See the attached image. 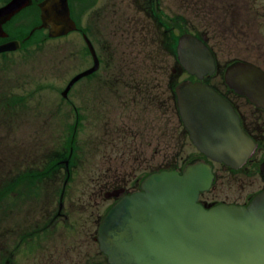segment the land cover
Returning <instances> with one entry per match:
<instances>
[{
    "label": "rangeland",
    "instance_id": "1",
    "mask_svg": "<svg viewBox=\"0 0 264 264\" xmlns=\"http://www.w3.org/2000/svg\"><path fill=\"white\" fill-rule=\"evenodd\" d=\"M92 11V6L84 10L81 24L93 41L97 54L103 59L96 73L72 85L66 99L61 95L66 81L92 65L91 57L84 62L79 60L80 50L84 46L80 34L50 39L46 30H40L27 39L33 26L28 22L36 20L29 17L28 22L24 21L21 27L10 32L11 38L23 42L22 47L0 55V92L3 93H0V98L10 102L13 96L24 97L13 105V109L0 111V174L2 170L15 171V175H21L22 179L27 178L29 170L35 169L38 175V184L21 185L5 204L1 193L15 181L10 178L0 185V245L13 243L14 236L19 232L45 227L43 223L48 222L50 216L54 219L51 239L45 248L42 241L41 254L32 257L26 251L15 264H87L93 256L97 260L93 220L110 201L104 202L101 197L95 202L94 195L99 183L108 176L106 169L110 166L109 159L118 156L112 147H124L126 150L136 148V152H142L136 161L133 160L134 155L121 158L118 166L126 171L146 164L142 156L147 162L150 161L149 164L163 157L160 151L154 158L151 157L155 147L165 153H176L182 150L181 141L184 140L183 156L194 152L186 138H156L159 133L178 132L179 129L175 118H170L169 126L165 116H161L163 107H158V112L155 107H149V103H144L153 93L162 99L169 91L167 78L166 86L156 85L159 74L157 62L160 59L155 62V59L144 58L149 49L148 43L135 32L142 24L101 25L103 31H99L94 24L88 23ZM158 64L162 65L161 62ZM131 72L133 75L129 74ZM115 76L126 79L128 83L124 88L129 94L125 103L109 100L115 91L112 88ZM136 82H143L147 88L139 89ZM103 84L107 87H101ZM85 85L87 88L84 89ZM131 96H134L133 99H130ZM97 99H100V104H94ZM163 123L166 124L165 129ZM74 125L76 133H80L75 145H81L83 141L85 151L79 149L73 154L71 181L66 186L63 198L66 216L55 217L66 171L62 164L51 169L49 160L61 153V148L55 143L64 140ZM67 126L70 129H66ZM115 133H120L124 138L123 146H119L121 141L116 139L118 134ZM129 133H135V137ZM112 142L116 145H112ZM45 172L49 173L46 175ZM235 183L224 174L217 197L232 200L243 192L245 195L257 190L260 185L258 179L244 184L243 188ZM71 202L73 204L69 206Z\"/></svg>",
    "mask_w": 264,
    "mask_h": 264
},
{
    "label": "water",
    "instance_id": "2",
    "mask_svg": "<svg viewBox=\"0 0 264 264\" xmlns=\"http://www.w3.org/2000/svg\"><path fill=\"white\" fill-rule=\"evenodd\" d=\"M29 3L11 0L0 8V36H4L2 24ZM40 9L41 27L49 28V37L75 29L66 0H45ZM180 44L190 73L200 77L212 72V58L198 41L184 36ZM17 48L19 43L13 41L0 45V52ZM95 68L77 75L71 83ZM240 71L264 92V76L253 70ZM179 96L181 115L198 149L215 161L240 166L253 145L241 133L227 103L200 83H182ZM210 180V166L198 162L181 176L176 172L153 174L142 183L143 192L118 200L97 229L99 248L107 262L264 264V191L248 206L221 204L205 209L197 204L198 192Z\"/></svg>",
    "mask_w": 264,
    "mask_h": 264
},
{
    "label": "flooded vegetation",
    "instance_id": "3",
    "mask_svg": "<svg viewBox=\"0 0 264 264\" xmlns=\"http://www.w3.org/2000/svg\"><path fill=\"white\" fill-rule=\"evenodd\" d=\"M71 6L76 10V18L79 23L82 21L81 16L86 8L92 6L93 11L88 21L89 24H94L96 30L103 31L101 25H113V24H126L138 26L142 24L141 36L145 42L150 43L155 49H162L164 54L168 58L167 66L157 67L158 70H162L160 75L156 78V85L161 84L166 86V78L168 79V91L166 97L157 98V95L153 93L150 97V105L152 107H163L161 110V116H165L166 122L171 126L170 118H175L177 103L170 92L174 86V73L181 71L177 53H176V41L181 34L182 27L185 31L189 30L197 36H206V45L211 50L216 58L217 67L221 68L228 63L243 61L249 62L259 67L264 72V0H69ZM119 5V6H118ZM121 8L122 10H119ZM131 26L126 28L129 29ZM105 31V30H104ZM222 42H231V44L223 45ZM144 56V55H143ZM100 61H102L100 55H98ZM147 58L146 56H144ZM133 75V73H129ZM90 77V76H89ZM179 75H177V78ZM115 80L112 82V88L115 90L113 95L115 101L127 102L128 91H125V86L128 85L126 79L120 76H115ZM147 83H149L147 81ZM139 85V89L146 87L143 82H136ZM150 84V83H149ZM106 88V85L101 87ZM153 87V85H152ZM87 86H84V89ZM147 88V87H146ZM93 90V87H91ZM149 92V88L147 89ZM226 97L236 108L242 126L246 133L256 141L259 146L256 154H254L251 164L257 163V175L254 174H236L224 169L230 173L231 177L238 181V186L244 187V184H249L253 180L258 178L260 185L258 189H264V110L256 108L250 104L245 98L233 94L226 89ZM131 96L130 99H133ZM100 99H97L94 103H99ZM172 112V116L171 113ZM164 129L166 124L163 123ZM177 130H173V133H159L157 139H163L167 136V140L170 138L175 139L181 136L180 123L177 122ZM118 134L117 140L121 141L119 146H123L124 138ZM127 134V133H123ZM133 135L135 133H129ZM112 145H116L112 142ZM150 143L147 141V146ZM136 147V145L133 144ZM112 150L118 152L116 156H111L109 159L110 166L106 169V179L99 183L95 190V202L101 197L106 201L108 198L116 195L119 190H124V193H131L139 190V177L141 173L154 168L158 170L164 167L165 152L162 149L155 147L154 154H159L158 151L163 153V157L154 163L149 164L150 161L142 156L143 161L146 164H139L136 168H131V171L121 170L118 166V162L126 155L133 156L136 161L142 152L135 150H126L124 147H112ZM143 151V150H142ZM144 152V151H143ZM118 160V161H117ZM145 165V166H142ZM138 169V170H137ZM247 172V171H245ZM253 191L246 192L238 195L235 198L236 202L247 203L253 196ZM94 193V192H93ZM103 203V202H102ZM68 204L69 206L72 205ZM80 206L78 209H80ZM63 206L58 211L59 216H66L62 214ZM99 220L97 214L94 218V224ZM48 223L45 228H33L28 232L26 230L16 234L12 243H4L0 245V264H15L12 260L13 253H10L9 247L15 250L20 245L29 251L33 256H37L42 252V241L44 240L46 247L47 242L51 239V228ZM94 240V238H93ZM97 260L94 256L89 260L91 264H100L99 251L97 252ZM26 261V259H24Z\"/></svg>",
    "mask_w": 264,
    "mask_h": 264
},
{
    "label": "trees",
    "instance_id": "4",
    "mask_svg": "<svg viewBox=\"0 0 264 264\" xmlns=\"http://www.w3.org/2000/svg\"><path fill=\"white\" fill-rule=\"evenodd\" d=\"M60 156L63 157V153H60ZM27 177H30V175H27ZM36 177H38V175L36 174Z\"/></svg>",
    "mask_w": 264,
    "mask_h": 264
}]
</instances>
